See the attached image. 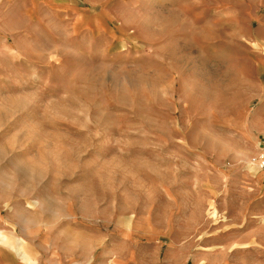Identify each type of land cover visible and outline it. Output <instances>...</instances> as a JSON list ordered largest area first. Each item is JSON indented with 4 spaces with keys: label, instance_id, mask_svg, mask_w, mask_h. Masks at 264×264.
I'll list each match as a JSON object with an SVG mask.
<instances>
[{
    "label": "rangeland",
    "instance_id": "374dc122",
    "mask_svg": "<svg viewBox=\"0 0 264 264\" xmlns=\"http://www.w3.org/2000/svg\"><path fill=\"white\" fill-rule=\"evenodd\" d=\"M135 1L87 29L0 0L1 222L41 264H264V142L225 97L258 18Z\"/></svg>",
    "mask_w": 264,
    "mask_h": 264
},
{
    "label": "crops",
    "instance_id": "0c3cea01",
    "mask_svg": "<svg viewBox=\"0 0 264 264\" xmlns=\"http://www.w3.org/2000/svg\"><path fill=\"white\" fill-rule=\"evenodd\" d=\"M37 1L41 7H47L57 15H71V17L80 20L85 24L87 29L90 27V22H104L105 20L114 19L112 14L115 15V12L110 13L107 8L138 4L135 0ZM147 4L153 7H160L164 5L169 6L170 2L169 0H147ZM215 5H225V7L221 6L222 8L218 10L220 14L219 12H215L216 16H220L219 20L226 23H236L238 22V18L249 21V19L256 17L259 21L256 38L250 36L247 31L240 32L241 38L256 41L258 43V50L249 49V56L242 59L240 69H235L237 71V81L231 84V89H227L225 95V97L243 98V107L246 106L249 109V112L246 114V128L251 139L250 141H253L254 145H257L261 141L264 142V1H260L257 6H255L256 4L251 5L246 0L236 3L233 0H226L225 2H217ZM262 6L263 12H255L256 8ZM223 11L224 13H222ZM15 234L17 233L10 231L8 226H6V222H1L0 219V264H41L37 256H35V259H32L33 255L25 253L24 239Z\"/></svg>",
    "mask_w": 264,
    "mask_h": 264
},
{
    "label": "built area",
    "instance_id": "2783aa9c",
    "mask_svg": "<svg viewBox=\"0 0 264 264\" xmlns=\"http://www.w3.org/2000/svg\"><path fill=\"white\" fill-rule=\"evenodd\" d=\"M258 167L262 170H264V144L260 145L258 150Z\"/></svg>",
    "mask_w": 264,
    "mask_h": 264
}]
</instances>
